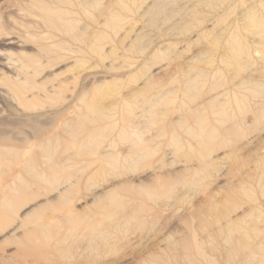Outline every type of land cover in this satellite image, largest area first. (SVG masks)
I'll list each match as a JSON object with an SVG mask.
<instances>
[{
    "label": "rangeland",
    "instance_id": "rangeland-1",
    "mask_svg": "<svg viewBox=\"0 0 264 264\" xmlns=\"http://www.w3.org/2000/svg\"><path fill=\"white\" fill-rule=\"evenodd\" d=\"M0 122V264H264V0H0Z\"/></svg>",
    "mask_w": 264,
    "mask_h": 264
},
{
    "label": "bare ground",
    "instance_id": "bare-ground-1",
    "mask_svg": "<svg viewBox=\"0 0 264 264\" xmlns=\"http://www.w3.org/2000/svg\"><path fill=\"white\" fill-rule=\"evenodd\" d=\"M80 7V6H79ZM41 11L44 14V18L47 22H49L51 25H53L54 28L59 27H67L68 29L72 28V22L73 21H68L65 20L64 14L65 12L58 9V10H52L49 8L42 7L40 8ZM84 12V11H83ZM55 17V20L53 21L52 18ZM58 27V28H59ZM66 28V29H67ZM3 125L2 122H0V127ZM40 130H37L39 132ZM9 140L7 133L0 128V150L6 147V142ZM8 148V147H7ZM2 155V154H1ZM0 161H1V156H0ZM1 163V162H0ZM23 164V163H22ZM19 177V176H18ZM16 177V179L18 178ZM5 195V194H4ZM3 205H5L3 203ZM6 207V205H5ZM2 209L4 210V206H2ZM2 211V210H1Z\"/></svg>",
    "mask_w": 264,
    "mask_h": 264
}]
</instances>
